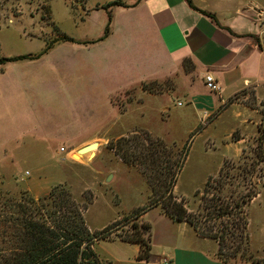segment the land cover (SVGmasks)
Masks as SVG:
<instances>
[{
    "label": "crops",
    "instance_id": "obj_1",
    "mask_svg": "<svg viewBox=\"0 0 264 264\" xmlns=\"http://www.w3.org/2000/svg\"><path fill=\"white\" fill-rule=\"evenodd\" d=\"M113 1L89 4V0H81L74 6L82 13L78 22L87 20L90 28L99 32L106 25L107 11L127 14L122 24L112 20L102 40L92 44L89 42L100 37L57 40L37 55L29 53L30 57L0 65V151L7 140L29 136L44 148L57 142L56 154L76 156V150L89 142L126 136L137 124L135 112L119 110L112 97L143 82H162L164 92L147 97L176 93L192 107L190 114L197 113L199 121L204 120L205 129L224 112L212 120L210 114L245 89H252L257 105L264 103V28L255 22V15L264 21V0H234L231 5L218 1V8L212 9L201 0H191L197 10L215 11L214 20L190 9L185 0H119L122 5L104 9ZM40 29L32 38L44 40ZM185 60L191 63L187 71ZM206 75L214 78L218 93L205 88ZM138 90L143 98L142 89ZM139 105L135 110L143 109ZM158 107L163 114L168 110L163 103ZM233 118L234 124L251 125L256 130L260 123L255 108L244 107ZM11 172L0 169V184L12 182ZM13 178L16 181V176ZM37 184L33 181L21 189L37 198L46 191H37ZM137 208L140 211L135 219L148 226L147 257L137 259L142 246L110 229L103 238L110 250L104 251L101 259L92 245L98 260L108 264H159L161 259L168 264H222L216 255L217 243L200 236L186 221L171 219L160 205H132L123 213ZM258 230L262 246L254 250L264 258V225ZM248 237L251 242L249 229Z\"/></svg>",
    "mask_w": 264,
    "mask_h": 264
},
{
    "label": "rangeland",
    "instance_id": "obj_2",
    "mask_svg": "<svg viewBox=\"0 0 264 264\" xmlns=\"http://www.w3.org/2000/svg\"><path fill=\"white\" fill-rule=\"evenodd\" d=\"M80 1L0 0V58L27 57L29 53L37 55L44 51L49 43L57 41L62 34L69 38H101L104 30L101 29L100 32L92 30L87 20L84 24L78 22L82 13L75 10L74 6ZM93 1L89 0V4ZM97 1L106 3L112 0ZM201 1L206 4V8L212 9L218 8L216 5L218 1L229 2L231 5V1L234 0ZM261 7L264 8V4ZM67 8H71L72 12L69 13ZM209 12H213L209 13L212 16L215 13ZM107 13L110 15V23L114 20L116 24H122V20L127 18V14L118 15L114 11H107L106 23ZM255 22L264 28L261 15ZM28 24L32 26H27ZM38 28L43 32L41 35L44 40L32 38L33 35H37ZM99 33L101 36H96ZM139 87L142 89L143 98L140 97ZM165 89L162 82H143L140 86L126 89L112 97V103L119 110L130 109L135 112L136 118L133 121L137 126H132L130 133L123 136L129 139L125 148L128 147L130 153L135 151V154L140 156L142 147L150 145L143 140L146 133L148 138L164 144L165 157H162L164 160H173V157L179 159L186 155L177 174L172 195L177 201L182 202L199 234L218 233L221 222L227 221L226 217L215 218L217 213L210 206V200L218 198L230 205L239 202L241 198L246 201L242 207L247 220L245 251H239L234 257L221 255L218 259L222 264H264V258L259 257L254 250L262 246L258 228L264 225V141L260 146L263 161L256 163L254 158L258 146V127L264 128V103L257 105L252 89H245L228 99L224 107L214 110L209 116L211 120L220 113L224 114L205 129L204 120L199 121L197 113L190 114L193 111L192 107L183 102L176 93L157 99L147 97L160 95ZM162 103L168 107L165 114L158 107ZM139 104L143 105V109L135 110L140 107ZM244 107L257 110L260 120L256 126L257 130L251 125L234 124V114L237 111L242 113ZM139 113L143 115L139 116ZM116 141L117 139L96 141L98 147L89 157L80 155L64 157L63 154L55 153L57 142H49V147L44 148L41 142L30 140L29 136H17L7 140L0 151V169H10L13 174L11 180L14 183L11 182L8 186L0 184V197L18 200L22 193L32 196L21 188L33 181L38 183L37 191L46 190L38 197L47 195L56 187L63 188L74 200L87 202L84 220L90 230L102 231L109 228L125 237L136 227L144 238L147 235L144 223L137 221L134 216L140 211L139 208L126 214L123 211H127L132 205L146 207L156 199L157 192L151 190L146 177L155 166L143 156L123 161L120 154L114 153L113 145ZM136 141L138 144L134 146ZM164 160L162 162H165ZM15 176L16 181L13 178ZM254 191L258 193L247 200ZM158 203L161 204V201ZM117 216L119 218L111 222V219ZM227 243L228 250L235 248L236 243L232 239H227ZM93 247L100 259L104 251L110 250V245L103 238L95 241Z\"/></svg>",
    "mask_w": 264,
    "mask_h": 264
},
{
    "label": "trees",
    "instance_id": "obj_3",
    "mask_svg": "<svg viewBox=\"0 0 264 264\" xmlns=\"http://www.w3.org/2000/svg\"><path fill=\"white\" fill-rule=\"evenodd\" d=\"M188 7L194 11L214 20V17L204 11L197 10L191 0H185ZM122 5L119 0L110 2L104 6L108 9L111 6ZM110 15L107 13V23L104 27L103 36L99 41L107 36L109 32ZM57 40L72 42V39L62 34ZM91 42V43H93ZM90 43V42H89ZM50 46H46L45 50ZM44 50V51H45ZM27 58L12 57L0 58V65L6 62ZM184 69L191 68L188 60L183 62ZM144 134L143 140L150 143L142 147L141 155L130 153L129 148H125L128 138L121 137L113 145L114 153L120 154V159L127 161L141 158L142 156L151 161L152 167L146 175L151 190H156L157 197L148 206L159 205L162 212L175 221H186L197 233L195 223L187 214L181 201H177L172 195V190L176 182L177 174L180 172L185 160V154L181 158L173 160L165 159L163 152L165 147L159 140L148 138ZM264 141V128L258 127L257 149L254 154L256 163L263 161L261 144ZM138 142H134V146ZM111 146V145H110ZM124 146V148H122ZM150 147V148H149ZM112 149V147H110ZM137 148V146H136ZM140 154V153H139ZM164 160L165 162H162ZM258 192L254 191L247 200L252 199ZM210 206L217 213L215 218L226 217V223L219 226L218 233L199 234L200 236L214 240L218 245L217 257H234L239 251H245L247 233L245 226L247 220L242 210L247 203L242 198L232 205L220 199L210 200ZM87 202L81 203L74 200L68 191L63 188H54L43 197L34 198L22 193L18 200L0 197V264H108L101 262L93 252L92 245L98 239L104 238L109 228L102 231L90 232L84 220V212L87 209ZM142 210V209H141ZM148 232V226L144 224ZM124 240L134 242L142 246L137 259L147 257V236L143 238L139 231L132 230V233L122 237ZM227 239L235 241V248L228 250ZM144 247V248H143ZM223 251L224 254H223Z\"/></svg>",
    "mask_w": 264,
    "mask_h": 264
},
{
    "label": "built area",
    "instance_id": "obj_4",
    "mask_svg": "<svg viewBox=\"0 0 264 264\" xmlns=\"http://www.w3.org/2000/svg\"><path fill=\"white\" fill-rule=\"evenodd\" d=\"M257 17H260V15H255V18ZM203 83L205 88L212 93H218L220 90L218 84L211 75H206ZM59 151L63 152V149L60 148ZM159 264H168V262L165 259H161Z\"/></svg>",
    "mask_w": 264,
    "mask_h": 264
},
{
    "label": "water",
    "instance_id": "obj_5",
    "mask_svg": "<svg viewBox=\"0 0 264 264\" xmlns=\"http://www.w3.org/2000/svg\"><path fill=\"white\" fill-rule=\"evenodd\" d=\"M98 147V144L96 142H92L90 144H87L85 146H82L76 150V154L78 155H85L91 151L96 150Z\"/></svg>",
    "mask_w": 264,
    "mask_h": 264
},
{
    "label": "bare ground",
    "instance_id": "obj_6",
    "mask_svg": "<svg viewBox=\"0 0 264 264\" xmlns=\"http://www.w3.org/2000/svg\"><path fill=\"white\" fill-rule=\"evenodd\" d=\"M93 152L94 151H91V152H89V153H87V154H85V155H80V156H87V157H89V156H91L92 154H93ZM77 156H78V154H77ZM89 159V158H88Z\"/></svg>",
    "mask_w": 264,
    "mask_h": 264
}]
</instances>
